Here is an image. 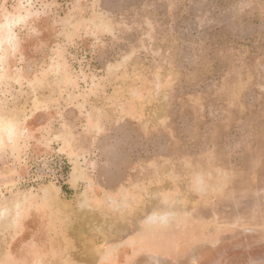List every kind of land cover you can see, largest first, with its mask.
<instances>
[{
	"label": "rangeland",
	"instance_id": "rangeland-1",
	"mask_svg": "<svg viewBox=\"0 0 264 264\" xmlns=\"http://www.w3.org/2000/svg\"><path fill=\"white\" fill-rule=\"evenodd\" d=\"M0 264H264V0H0Z\"/></svg>",
	"mask_w": 264,
	"mask_h": 264
}]
</instances>
